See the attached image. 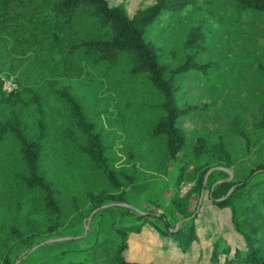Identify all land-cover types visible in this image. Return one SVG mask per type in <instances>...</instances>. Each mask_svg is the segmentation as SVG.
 <instances>
[{"label": "trees", "instance_id": "obj_1", "mask_svg": "<svg viewBox=\"0 0 264 264\" xmlns=\"http://www.w3.org/2000/svg\"><path fill=\"white\" fill-rule=\"evenodd\" d=\"M224 1L232 4L237 19L264 14V0ZM199 9L197 0H152L149 6L128 15L124 3L112 7L106 0H0V152L8 144L19 148L21 185L57 219L61 215V186L59 177L48 173L49 153L55 155V163L71 149L80 156L87 173L101 178V186L120 191L112 195L106 190L97 191L96 186V190L86 193V216L96 211L92 221L104 214H115L109 224L110 233L100 237L97 231L85 248L60 252L55 264H146L126 257L129 237L141 234L146 227L166 240L162 250L172 247L189 253L192 244L199 241L198 203L190 210V199L194 194L199 200L205 191L214 207L229 210L232 228L240 237V244L233 246L217 237L209 252L211 264H264L263 163L248 169L243 179L218 182L216 176L232 167V154L222 137L209 144L198 135L191 154L179 162L176 177V187L190 181L195 186L183 197L173 193L168 212L138 211L133 195L121 191L120 182L124 180L135 192L137 177L122 168L115 170L103 132L85 116L72 94L55 86L56 81L69 79L103 81L127 107L128 95L137 94L135 84L148 85L149 96L154 98L148 108L154 115L148 122L146 142L150 149L159 145L163 160L175 161L187 145L178 121L198 110L196 105L180 104L176 94L179 80L192 73L205 77L216 67L211 62L198 61L210 51L209 24L199 20L189 26L180 40L181 62L174 67L160 62L159 49L146 37L163 18ZM260 69L264 75V69ZM31 71L43 81L40 87L10 94L3 91V77L15 76L18 81ZM33 111L37 115L36 130L25 120ZM258 116L254 127L261 131L264 104L259 106ZM230 127L247 142L240 116L231 121ZM46 241L47 238L26 239L17 256L12 259L5 255L1 264H15L26 251Z\"/></svg>", "mask_w": 264, "mask_h": 264}, {"label": "rangeland", "instance_id": "obj_2", "mask_svg": "<svg viewBox=\"0 0 264 264\" xmlns=\"http://www.w3.org/2000/svg\"><path fill=\"white\" fill-rule=\"evenodd\" d=\"M106 1L112 7L124 3L128 15L152 3V0ZM197 1L201 9L196 12L185 10L163 18L146 37L159 49L160 62L174 67L181 62L180 40L189 26L199 20H206L209 24L207 41L210 51L198 61L211 62L216 67L205 77L192 73L179 80L176 94L180 104L196 105L198 110L178 121L187 145L175 161L163 160L159 145L150 149L146 142L148 122L154 115L148 108L154 99L149 96L148 85L135 84L137 94L128 95L126 107L106 82L95 79L55 82L56 87L67 90L75 97L82 105L85 116L103 132L115 170L122 168L127 174L137 177L135 192L132 191L134 187L128 186L122 179L121 191L133 195L135 208L141 212H168L173 193L183 197L195 186V182L190 181L176 187V177L179 162L191 154L198 135H202L209 144L222 137L232 154V167L224 170L225 174L216 176L218 182L226 181L230 176L234 180L243 179L248 169L258 163L264 164V130L257 131L254 127L259 119V106L264 104V75L260 69H264V14L243 15L237 19L232 4L224 0ZM34 76L31 71L25 72L18 81L15 76L3 77V91L10 94L18 89L31 91L40 87L43 81ZM34 113H28L25 120L36 130L37 115ZM238 116L241 117L247 142L230 127L231 121ZM49 155L46 160L48 173L59 177L61 186L58 201L61 215L58 219L33 192L21 185L18 175L23 168L19 148L8 144L0 152V264L5 255L12 259L17 256L19 248H23L28 238H47L48 241L26 251L25 256H20L15 264H55L60 252L85 248L97 231L100 237L110 233L109 224L115 214H104L92 221L96 211L86 216L89 209L86 193L96 190V186L97 191L106 190L112 195H118L120 191L101 186V178L87 173L80 156L71 149L63 154V160L55 163H52L55 155ZM196 203L199 209V241L192 244L189 253L172 247L162 250L166 240L146 227L141 234L129 237L126 257L130 261L146 264H211L209 252L217 237L229 246L240 244L228 209L214 207L206 191L199 200L192 195L190 210ZM173 218L178 220L177 216ZM74 236L75 239L71 240ZM65 241L64 244L59 243Z\"/></svg>", "mask_w": 264, "mask_h": 264}, {"label": "water", "instance_id": "obj_3", "mask_svg": "<svg viewBox=\"0 0 264 264\" xmlns=\"http://www.w3.org/2000/svg\"><path fill=\"white\" fill-rule=\"evenodd\" d=\"M213 171V169H211V170H209L208 172H207V174L205 175V178H204V182H203V184H205V182H206V179L208 178V176L210 175V173ZM232 179V177L230 176V178L228 179V180H226V181H229V180H231ZM230 192H231V190L227 193V195H226V197L230 194ZM110 206V205H109ZM59 240H63V239H59ZM53 241H58V240H52L51 242H53Z\"/></svg>", "mask_w": 264, "mask_h": 264}]
</instances>
